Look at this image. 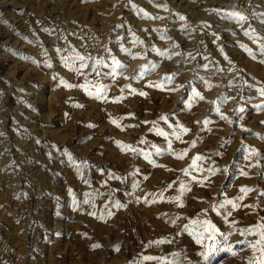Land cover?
Masks as SVG:
<instances>
[{
  "label": "rangeland",
  "instance_id": "374dc122",
  "mask_svg": "<svg viewBox=\"0 0 264 264\" xmlns=\"http://www.w3.org/2000/svg\"><path fill=\"white\" fill-rule=\"evenodd\" d=\"M0 264H264V0H0Z\"/></svg>",
  "mask_w": 264,
  "mask_h": 264
}]
</instances>
